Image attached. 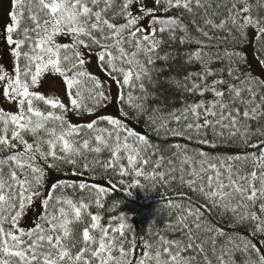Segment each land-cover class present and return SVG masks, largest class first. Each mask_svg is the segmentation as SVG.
I'll list each match as a JSON object with an SVG mask.
<instances>
[{"label":"snow or ice","instance_id":"1","mask_svg":"<svg viewBox=\"0 0 264 264\" xmlns=\"http://www.w3.org/2000/svg\"><path fill=\"white\" fill-rule=\"evenodd\" d=\"M11 2L2 38L13 66L0 64V94L16 111L0 108V264H264V79L240 67L246 61L237 48L253 31L264 64V0ZM90 56L117 85L115 97L89 71ZM194 65L199 69L189 70ZM170 69L175 74L162 80ZM48 74L62 79L66 102L39 90ZM162 83L182 94L179 108L165 112ZM188 95L198 99L188 102ZM114 100L118 117L70 120ZM130 117L144 119L156 135L212 148L227 139L255 151L225 155L166 145L175 150L177 164L149 136L131 129ZM105 151L109 156L102 160ZM89 154H95L91 160ZM239 162L250 163L251 170L243 171ZM97 167L106 176L137 178L128 185L118 181L129 189L143 188V178L169 188L178 183L198 197L181 194L164 205L176 217L165 231L179 238L159 232L157 239L130 237L133 228L122 213L102 223L103 214L89 209H105L117 190L110 176L105 185L61 180L42 192L49 170L70 169L72 176L95 180ZM68 189L93 199L74 200ZM36 202L41 214L25 228L22 220ZM216 211L230 213L232 227L250 224V237L212 223L208 214ZM85 216L90 223L73 251L71 225Z\"/></svg>","mask_w":264,"mask_h":264},{"label":"trees","instance_id":"2","mask_svg":"<svg viewBox=\"0 0 264 264\" xmlns=\"http://www.w3.org/2000/svg\"><path fill=\"white\" fill-rule=\"evenodd\" d=\"M25 23L27 25H31V21L26 20ZM247 41L248 40H246L242 44H238L237 48L238 50L242 52L243 56L245 57V61H246V63H244L243 65H240V67L243 68L245 72L251 73V71L249 70L248 64H247V56L244 52V48L247 44ZM176 47H179V45H176ZM221 48H223V45L221 46ZM253 50H254L257 60L264 67V64L260 62V57H259V53L257 52L255 37H254V43H253ZM213 66L221 67L223 65L220 63H217ZM198 69H199V65H194L189 70H198ZM169 72H171L172 74H175L174 70L170 69L164 73L161 79L163 80L164 78H166L169 75ZM104 84L107 89H110L109 86L105 82ZM159 92L162 97L161 102L164 105L165 112L171 109H174V108H179L181 106L183 96L181 93L177 92L175 89H172L167 84L162 83L159 87ZM110 94H111V91H110ZM194 99H198V97H193L191 95H188V102H191ZM118 107L119 105L117 104V109ZM99 111H107L110 113H114V115L116 116H119V111L115 110L113 102L107 105L101 106V108L97 112ZM126 123L131 129L137 131L138 133L149 136L153 144L161 146V148L163 149V155L165 156L166 160L168 157L171 156L177 164H178V158L175 155V150L171 148H166L165 147L166 145L180 143L182 145H187L190 149H201V150L213 153V154H225V155L237 154L243 151H255L253 149H242L236 146L235 144L229 142L227 139L219 142L218 147L212 148L208 145L196 143L195 139L188 140L184 137H174L170 134L167 135L166 137L163 134L156 135L148 127L144 119L136 120L130 117L126 120ZM208 137L209 139L212 138L210 131L208 133ZM94 155L95 154H89V160H91ZM108 156H109V153L105 151L101 154L100 158L103 160L107 158ZM155 158H159V157L157 156ZM237 166L240 167L245 172L251 170L250 163L246 164L243 162H239ZM50 171H54V170H50ZM96 172H97L96 180H100L102 181V183L104 182L106 183L107 176H110L113 179V181L117 183V190L110 192L109 196L106 199L105 209H97L93 204L89 210L92 213L101 212L104 216V220L102 221V223L107 222V219L110 216L119 215L121 213L126 215L129 218V223L132 225V228H133L132 232L129 233L130 237L134 234V227L136 224L141 238L157 239L158 237L155 236V233L157 232H159L161 235L167 236V238L169 239L179 238L178 233L171 232V231H165V226L168 223L173 222L176 217H175V213L170 212V210L164 207V205L170 198H178L180 197L181 194H184L185 198L191 197L193 200L199 199L198 197L193 196V194L186 187L182 188L178 183H173L172 186L169 188L167 186H162L160 183L154 184V182L151 180H144L143 178H140V183L143 184L144 187L141 188L137 186V187L129 189L125 185L132 184L134 183V180L137 179L133 177L132 175L125 176V177H119L118 175H115L114 173L109 172L106 176L103 170L100 169L99 167H97ZM59 173L73 177L71 175L70 169H66L65 171L59 172ZM74 177H75L74 180H71L70 178L67 181L79 182L81 179L87 180V181L92 179L88 175H85L84 177H80V176H74ZM120 179L125 180V185H119L118 181ZM128 191L132 192L131 196H128L126 194ZM42 192L44 193V188L42 189ZM65 194L77 201L80 199L81 196L84 197L85 202H88L90 199H93V197H91L87 191H84V192L76 191L75 193H73L71 189H68L66 190ZM116 202H119V203H116ZM109 206H115L116 210L114 212H108L107 208ZM208 215L212 223L216 224L217 226H219L226 232L239 233L241 235L249 236V237L251 235V225L250 224L238 225L235 227L231 226L230 224L231 214L230 213L223 217L219 214V211H216L214 213H209ZM89 223H90V219L87 216H85L84 222L73 223L71 225L73 229V241L72 242L76 244V247L73 249V251H77L79 247L82 246L80 244L81 232L84 227L88 226ZM149 226L151 227V233H152L151 236L148 235ZM255 242H257L259 245L260 238H256ZM237 259L239 260L240 257L237 256Z\"/></svg>","mask_w":264,"mask_h":264},{"label":"rangeland","instance_id":"3","mask_svg":"<svg viewBox=\"0 0 264 264\" xmlns=\"http://www.w3.org/2000/svg\"><path fill=\"white\" fill-rule=\"evenodd\" d=\"M11 8H12L11 0H0V64H3L4 66H6L8 70H11L13 66L12 57L10 55L9 46L6 45V43L4 42L2 38V33H3L4 26L9 22L8 14ZM254 37H255V33L250 30L249 35H248V41L244 48V52L247 56V64H248V67L251 73L259 79H264V67L257 60L254 50H253ZM62 42H66V41H62ZM88 67L91 73L96 75L99 79L104 81L109 86L111 95L115 97L117 94V85L112 83L111 78L108 77L107 74L97 65V61L95 60L94 57H91V56L89 57ZM39 90L46 95H58L61 98H64L66 102L65 86L62 82V79L57 76H54L51 74L46 75ZM113 104H114L115 110L118 111L117 109L118 102L114 100ZM0 106L4 110L13 111V112L16 111L15 104H10L9 102H7L3 98L2 94H0ZM101 115H112L114 117H118L114 115V113H110L107 111H99L92 115L85 114L83 117L72 115L70 116V120L71 122L75 124H84V123L89 122L93 118L99 117ZM70 178L71 180L75 179L74 176L71 177L69 175H64L59 172L49 170L48 175H47L46 184L44 187V193L45 194L47 193V191L49 190V187L53 183H56L61 180H69ZM88 182L89 183L94 182V183L101 184V185L106 184L105 182L102 183V181L96 180V179L88 180ZM40 214H41V204L40 202H36L34 206H32L29 210L26 211L25 218L22 220V225L25 228H30L32 224L35 222V220L38 219ZM134 235L137 237L138 240L141 239V236L139 234L136 224L134 227Z\"/></svg>","mask_w":264,"mask_h":264}]
</instances>
